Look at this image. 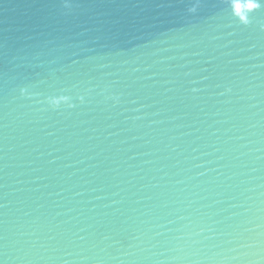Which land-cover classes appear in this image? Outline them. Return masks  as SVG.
Segmentation results:
<instances>
[{"label":"water","instance_id":"water-1","mask_svg":"<svg viewBox=\"0 0 264 264\" xmlns=\"http://www.w3.org/2000/svg\"><path fill=\"white\" fill-rule=\"evenodd\" d=\"M231 4L0 0V264H264V7Z\"/></svg>","mask_w":264,"mask_h":264},{"label":"clouds","instance_id":"clouds-1","mask_svg":"<svg viewBox=\"0 0 264 264\" xmlns=\"http://www.w3.org/2000/svg\"><path fill=\"white\" fill-rule=\"evenodd\" d=\"M246 4V8H242L241 5ZM63 6L66 10H71L72 9V0H63ZM231 6L233 7V11L237 16H242V15H248L250 13V9L257 8V7H264V0H232ZM21 94H29L26 93V90L22 88ZM83 100V97L80 98ZM48 103L50 106H55L58 107L61 105V103L67 104L68 107H72L73 105L71 104V97L68 95H59V96H51L48 97Z\"/></svg>","mask_w":264,"mask_h":264}]
</instances>
